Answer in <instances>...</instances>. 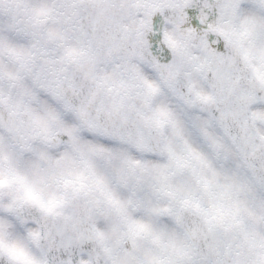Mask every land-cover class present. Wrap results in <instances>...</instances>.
<instances>
[{
	"label": "snow or ice",
	"instance_id": "1",
	"mask_svg": "<svg viewBox=\"0 0 264 264\" xmlns=\"http://www.w3.org/2000/svg\"><path fill=\"white\" fill-rule=\"evenodd\" d=\"M0 264H264V0H0Z\"/></svg>",
	"mask_w": 264,
	"mask_h": 264
}]
</instances>
